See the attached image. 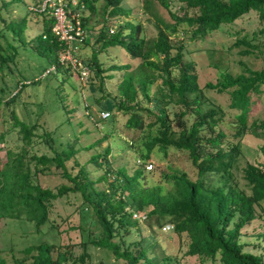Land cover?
<instances>
[{
    "label": "trees",
    "instance_id": "16d2710c",
    "mask_svg": "<svg viewBox=\"0 0 264 264\" xmlns=\"http://www.w3.org/2000/svg\"><path fill=\"white\" fill-rule=\"evenodd\" d=\"M123 1L104 0V12H107L109 17L121 15L127 17L131 10L123 7ZM178 1L182 3L185 11L191 9L193 14L171 13L173 21L165 22L156 14L152 3L157 2L168 9L169 0H142L143 12L155 16L162 23L155 40L145 41L140 36L141 25L131 21L124 22L116 32L109 34L107 19L95 40V49L91 50L90 57L85 58L82 50L78 57L90 66L91 72L96 71L99 74L103 70L98 62V50L120 46L131 58L141 60L137 65V71L127 73L119 83L121 102L116 103L113 97L109 102L115 111L109 112L108 118L102 121L114 123L117 113L123 111L128 116L126 127L138 129L142 127L140 111L148 110L155 117L151 126L156 128L155 133L147 136L142 142L140 159L144 164L151 163L154 151L164 159L170 151L175 154L185 153L195 168L196 178L192 179L186 172H172L168 175L172 185L170 189L162 192L159 185L142 184L144 169L136 168L131 174L125 168L112 171L108 160L110 150L106 148L104 153L92 156L90 162L106 167L104 174L97 178L98 181L107 180L110 172L114 175L108 189L97 190L94 188L97 180L90 179L85 167L80 166L73 158L76 153L73 144L67 143L57 149L53 145L51 133L45 131L40 139L42 138L49 153L40 155L31 153L29 149L35 137V124L20 120L12 111L11 118L14 123L11 128H18L22 144L18 151L8 149L4 158L0 156V219L27 221L33 223L35 230L39 231L48 220V209L52 200L68 192L79 193L83 202L91 207L103 234L100 240H91L90 243L111 253L116 260L125 261L126 264H179L177 257L165 255L159 245L153 243L143 245V239L126 244L123 248L113 241L122 226L136 225L138 219L132 215L144 208H149L143 221L150 230L152 228L161 230L165 224H170L177 235L185 233L188 238L187 255L201 257L202 261L211 259L215 262L218 259L220 264H264V252L253 254L244 251L239 241L242 226L253 221L257 212L264 211V163L245 164L242 168L243 185H240L234 175L241 153L238 140L248 132L257 136L264 131V119L259 122L253 120L248 124L253 95L261 93V86L264 85V68L246 69V74L239 73L236 76L226 72L222 74L221 82L215 84L208 82L204 85L205 88L216 89L218 92L230 89V107L238 111L234 122L238 125V130L233 138L221 130L215 134L205 135L203 134L205 131L213 130L222 121L224 111L219 107L202 110V102L208 99L199 86L195 63L184 60L182 43L173 44L170 41V35L188 33L192 39H203L208 33L218 30L222 24L233 23L250 11H256L258 16L264 19V0ZM85 4L88 11L83 17L86 28L90 14L95 11L94 0H85ZM6 5L5 2L0 5V12ZM42 20L43 29L35 38L37 53L44 57L50 66L55 65V71H50L42 77L50 74L61 77L63 74L61 69L68 73L70 68L58 62L57 53L61 44L51 32L53 19L44 17ZM26 24V17H22L9 21L3 28L0 27V72H4L8 63L15 62L18 50L13 41L16 39L24 43ZM4 28L11 33L12 41L6 37ZM244 40L236 41V44L242 42L249 45ZM85 44L86 41L81 47ZM241 52L249 53L248 49ZM176 67L179 69V76L172 80L171 72ZM129 68V64L113 67L120 70ZM152 71H157L162 80L161 84L168 89L166 92L160 87L159 97L151 95L148 91L156 80ZM91 72L88 80L93 77ZM8 73H11L10 69ZM1 77L0 75V80ZM37 81L39 80L35 79L31 83ZM135 82L139 87H135ZM2 84L1 80L0 106L4 98L2 95L6 93V87ZM24 84L18 82V89L7 100V104L13 101L17 94L19 95ZM138 91L142 99L152 103L151 111L137 102ZM168 103L182 105L185 108L174 113V118L170 119L169 115L163 113V106ZM103 107L101 109L105 110ZM187 115H195V120L190 125L184 120ZM98 121L96 120L97 123ZM9 132L0 133V143L3 144ZM1 148L0 146V150ZM258 150L264 159V142L259 144ZM98 158H101L99 162ZM47 168L64 182L56 191L53 187L40 182V176L46 173ZM236 214L238 220L230 227ZM50 227L55 228L51 224ZM129 232L127 229V233ZM261 237L264 241V229ZM121 243L124 245V241ZM62 247L61 244L45 241L26 245L16 251L10 249L5 251L7 252L5 255L0 249V264H65L68 254L67 251H62ZM88 257L89 254L84 250L76 262L87 264Z\"/></svg>",
    "mask_w": 264,
    "mask_h": 264
},
{
    "label": "rangeland",
    "instance_id": "374dc122",
    "mask_svg": "<svg viewBox=\"0 0 264 264\" xmlns=\"http://www.w3.org/2000/svg\"><path fill=\"white\" fill-rule=\"evenodd\" d=\"M7 3L0 12V27H4L9 21L19 20L26 17L27 27L24 31V43L19 40L13 41L17 46L18 53L14 63H8L4 72H0L2 86L6 87V93L2 96L3 103L0 106V133L10 131L5 136V141L0 143L1 158L5 157L6 150L18 151L22 144L18 128H11L14 120L11 112L23 121L35 124V137L31 153H49L48 148L43 143L42 136L48 131L53 139V145L57 149L61 145L73 144L76 149L74 159L79 165L84 166L90 179L97 180L105 172V166L96 165L90 162L92 156L102 154L109 148L108 155L109 168L112 171L125 168L129 174L136 169H144L142 184L144 186L159 185L162 192L170 189L172 181L168 178L172 172H186L192 179L196 178V171L189 162L185 153L170 151L167 157L162 158L155 151L151 155V163L144 164L140 159L143 150V143L147 136L155 133V126H151L155 117L150 112L140 111L142 127L129 129L126 127L127 114L123 111L118 112L116 121L108 123V120H99L97 124L86 115L89 111L93 118H97L98 112L103 107L113 113L114 107L109 101L114 97L116 103L121 102L119 94V83L129 72H136L140 59H133L120 46L107 47L98 50V62L102 73L91 72V79H82L78 73L71 70L66 73L62 71V79L52 74L43 76V71L50 67L47 60L37 53V43L35 38L43 29V20L36 18L27 10L29 0H0V5ZM104 0H94L95 11L90 14L86 27V42L81 47L83 56L89 58L91 50L95 48V40L104 22L108 19L109 34L116 32L120 25L126 21L140 24L142 32L140 36L145 41L155 40L162 23L155 16L143 12L142 0H124L122 5L125 9H130V14L118 17H109L104 12ZM152 8L156 14L165 22H172L171 13L183 15L187 12L193 14L191 9L185 11L182 3L178 0H169L168 9L157 2L152 3ZM4 22H3V20ZM5 29V28H4ZM6 37L12 41L11 33L8 29L4 30ZM108 34V35H109ZM191 35L173 34L170 41L173 44L182 43L184 46V60L195 63L198 75L199 86L206 102H202L201 108L206 111L209 108H221L224 111L222 121L213 130H207L203 134H215L219 130L223 131L230 138L234 137L238 130L235 124V114L237 110L230 107V89L218 92L216 89H207L204 85L208 82L218 83L222 81L223 73H230L234 76L239 73H247L249 70H261L264 68V19L258 16L256 11L236 19L233 23L222 24L218 30L208 33L205 38H191ZM245 39L249 45L236 41ZM248 49L249 53L243 54L241 51ZM129 64V69H113L114 66ZM9 69L11 73H8ZM65 69V67H64ZM156 80L150 85L148 91L151 95L159 97L158 89L168 92L166 86L161 84V77L157 71H152ZM172 80L179 76L178 67L171 72ZM35 79L39 81L33 82ZM0 80V81H1ZM18 82L25 83L19 95L7 104L18 89ZM28 82V83H27ZM86 82V83H85ZM1 86V85H0ZM135 87H139L135 82ZM261 93L253 95L252 111L248 118V124L253 120L259 122L264 119V85L261 86ZM137 102L142 107H147L151 111L153 105L142 99L140 91L137 94ZM87 105V107L85 106ZM163 113L174 118V113L180 112L185 108L182 105L168 103L163 106ZM187 125L195 120V115H187L184 118ZM62 124V125H61ZM64 124V125H63ZM174 129H176L174 127ZM240 144V155L236 163L237 168L234 175L240 185L244 184L242 179V168L246 163L262 165L264 159L258 150L259 144L264 142L263 133L254 136L250 132L238 140ZM4 145V146H3ZM226 146V145H225ZM51 154V153H50ZM101 158H98V162ZM151 165L147 167V165ZM46 173L40 176V182L55 191L62 185L63 180L51 172L48 168ZM110 172L107 180L96 181L94 188L97 190L108 189L109 182L113 179ZM48 220L36 231L33 223L20 219H0V249L4 255L12 249L20 250L26 245L50 242L61 244L62 251H67L68 260L65 264H78L77 259L84 252L89 254L87 264H126L123 260H116L114 255L91 244V240H100L103 236L91 207L83 202L79 193L68 192L50 202ZM149 208H144L138 212L141 219L137 220L135 226H122V229L113 238L122 248L126 244L134 243L140 239L144 240L143 245L153 243L159 245L165 255L175 256L179 264H220L218 259L213 262L211 259L202 261L201 257L186 254L188 238L185 233L177 235L173 232L170 224H165L164 228H148L143 221ZM259 211V209H257ZM137 213V214H138ZM144 216V217H142ZM238 220V214L230 223L232 227ZM50 224L55 226L51 228ZM127 229L130 230L127 233ZM264 229V211L257 212L256 218L241 228L240 243L244 251L253 254H263L264 241L261 233ZM151 238V240H150ZM124 241V245L121 243ZM66 245V246H65ZM132 248H135L131 246ZM158 250V248H157ZM156 253V252H155ZM10 257V253H8ZM7 255V256H8ZM174 264V263H173ZM177 264V263H176Z\"/></svg>",
    "mask_w": 264,
    "mask_h": 264
},
{
    "label": "built area",
    "instance_id": "2783aa9c",
    "mask_svg": "<svg viewBox=\"0 0 264 264\" xmlns=\"http://www.w3.org/2000/svg\"><path fill=\"white\" fill-rule=\"evenodd\" d=\"M27 10L36 18L53 19L51 32L61 44V48L57 53L58 62L70 68L72 72L78 73L80 78L87 80L91 68L78 57L81 46L86 41V28L83 17L88 11L85 0H29ZM50 71H55V65H51L42 75ZM85 106L87 107V105ZM86 115L90 116L97 124L96 120L108 118L109 112L99 111L97 118H93L89 111H86ZM150 166V164L147 165V167ZM137 215H140V213L134 212L132 217L138 220L141 219L136 217Z\"/></svg>",
    "mask_w": 264,
    "mask_h": 264
}]
</instances>
